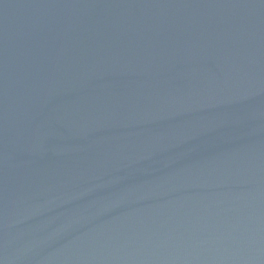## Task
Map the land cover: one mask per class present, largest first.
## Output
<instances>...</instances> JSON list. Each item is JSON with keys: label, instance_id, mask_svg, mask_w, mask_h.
Segmentation results:
<instances>
[{"label": "water", "instance_id": "1", "mask_svg": "<svg viewBox=\"0 0 264 264\" xmlns=\"http://www.w3.org/2000/svg\"><path fill=\"white\" fill-rule=\"evenodd\" d=\"M0 264H264V0H0Z\"/></svg>", "mask_w": 264, "mask_h": 264}]
</instances>
